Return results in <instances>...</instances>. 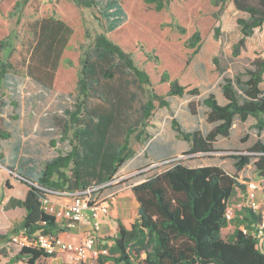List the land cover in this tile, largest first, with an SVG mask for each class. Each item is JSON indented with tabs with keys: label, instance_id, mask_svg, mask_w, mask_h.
I'll use <instances>...</instances> for the list:
<instances>
[{
	"label": "trees",
	"instance_id": "obj_1",
	"mask_svg": "<svg viewBox=\"0 0 264 264\" xmlns=\"http://www.w3.org/2000/svg\"><path fill=\"white\" fill-rule=\"evenodd\" d=\"M230 1L237 15L243 16L236 21L242 36L233 47L237 57L247 39L264 28V0ZM75 2L85 7L96 4L94 0ZM25 31L27 37L19 58L10 57L6 63L0 60V106L8 69L25 73L28 78L51 88L74 34L69 25L55 17L28 22ZM219 36L218 29L215 37ZM3 47L0 43V49ZM190 48L193 56L200 52L199 34L193 35ZM81 64L82 100L76 111L69 113L74 128L70 152L46 162L36 181L22 174H19L21 179L6 176L0 171V206L23 211L21 217L9 220L0 240L26 238L31 245H24L16 257V260L26 258V264H39L40 259L50 258L32 245L38 232L57 234L66 230L44 210L45 202L61 207H70L78 199L88 200L90 205L98 202L119 170L134 157L129 139L136 135L140 140L145 134L139 130L149 126L156 103L168 107L167 98L200 95L195 83L185 85L178 79L170 80L165 73L162 82L170 85L167 98L150 91L147 101L134 109L137 96L129 91L130 83L151 87V78L136 66L130 53L104 34L96 37ZM214 65L217 74L222 73L218 58L214 59ZM118 72L131 75L133 81L111 86ZM220 87L226 104L221 105L213 93L202 101L208 109L207 123L214 125L210 132H185L173 122L177 136L190 144L185 154L215 152V142L219 138H230L236 119L246 122L255 118L258 136L264 131V57L251 60L250 66L236 79L224 78ZM91 99L99 103L92 104ZM197 106L190 104L193 114H197ZM131 111H135V118H131ZM11 138L12 133L0 123V146ZM245 152L247 154L231 157L237 172L253 165L257 177L264 179V143L259 139ZM0 164L4 165L1 160ZM169 165L168 169L132 188L139 204V220L131 229L118 222L117 235L109 247L110 256L103 257L101 264H264V252L258 248L257 241L241 231V227L252 229L260 217L242 208L234 212L230 222L226 219L229 204L238 189H246L239 182V175L215 165L193 168L179 159ZM9 169L15 172L14 168ZM229 225L235 226L234 232L224 238L222 232Z\"/></svg>",
	"mask_w": 264,
	"mask_h": 264
},
{
	"label": "rangeland",
	"instance_id": "obj_2",
	"mask_svg": "<svg viewBox=\"0 0 264 264\" xmlns=\"http://www.w3.org/2000/svg\"><path fill=\"white\" fill-rule=\"evenodd\" d=\"M94 1L95 6L85 7L75 0H0V43L4 45L0 49L1 62L6 63L10 57L19 58L27 37L25 25L28 22L55 17L74 30L51 88L28 78L25 73L7 70L1 91L0 123L11 131L12 138L0 146V160L4 163L0 164V171L18 179L21 176L16 171L12 172L10 167L19 172L32 167L33 172L39 174L46 162L70 152L74 128L69 113L76 111L82 100L79 90L81 61L101 34L130 53L136 66L151 78V87L130 83L129 91L137 96L134 109L147 101L150 91L167 98L170 85L162 82L165 73L170 80L178 79L185 85L195 83L200 95L167 98L168 107H160L156 103L149 126L139 130L145 134L140 140L136 135L129 139L134 156L141 158L148 142L155 137L146 148L149 162L155 165L129 174L122 168L100 200L133 199L134 186L168 169L175 159L191 167L220 164L226 170L236 171L232 155L247 154L245 151L262 139L252 124L255 119L247 122L238 120L230 138L221 141L215 152L209 155L185 154L190 150V144L177 136L173 122H177L185 132L208 131L203 99L210 93L220 97L224 78L236 79L250 66L251 60L264 57V28L256 30L253 37L247 39L245 48L236 57L233 47L242 37L236 21L243 16L237 15L230 0ZM218 29L220 36L216 38ZM195 34L201 37L202 48L193 56L190 41ZM215 58H218L222 73L217 74ZM125 81H133V77L118 72L111 86L116 87ZM94 99L90 102L98 104L99 100ZM191 103L198 105L197 114L192 113ZM130 113L131 118H135V111ZM223 145L228 150H219ZM156 153L176 154L173 158L155 161ZM253 169L254 166L250 165L241 172L251 177L248 181H260L264 186V181L254 174ZM244 199L245 191L239 188L234 202ZM126 203L123 201L120 207L125 209L129 222L134 224L139 220L137 208ZM21 214L20 209L9 210L4 205L0 206V235L4 234L9 220L19 218ZM233 231L234 227L225 229L223 236L227 238ZM26 242L28 240L21 236L10 241L0 240V264H26V258L16 260ZM38 263L60 264V261L42 258Z\"/></svg>",
	"mask_w": 264,
	"mask_h": 264
},
{
	"label": "built area",
	"instance_id": "obj_3",
	"mask_svg": "<svg viewBox=\"0 0 264 264\" xmlns=\"http://www.w3.org/2000/svg\"><path fill=\"white\" fill-rule=\"evenodd\" d=\"M245 187V201L242 208L250 209L260 219L252 229L241 227V231L245 236L256 240L258 248L262 251L264 250V186L259 181L250 180L245 183ZM44 210L55 217L58 223H62L68 231L77 229L85 221H89L91 229L78 241L66 240L61 235L38 232L35 242L32 243L34 247L42 250L50 258L68 256V264H101L100 260L103 257L110 256L109 248L99 246L102 218L109 213V206L103 204L101 200L90 205L88 200L78 199L70 207L45 202ZM233 215L234 212L229 207L226 212L228 222L232 220ZM24 245L30 246L31 243L28 241L23 243Z\"/></svg>",
	"mask_w": 264,
	"mask_h": 264
},
{
	"label": "crops",
	"instance_id": "obj_4",
	"mask_svg": "<svg viewBox=\"0 0 264 264\" xmlns=\"http://www.w3.org/2000/svg\"><path fill=\"white\" fill-rule=\"evenodd\" d=\"M222 91V90H221ZM187 97H190V96H187ZM217 97V100L218 102L221 104V105H224L227 103L226 99L224 98L222 92H221V96ZM192 98V97H190ZM204 107V106H203ZM207 111L208 109L205 108V114H207ZM251 119H255V118H249L247 121L251 120ZM239 119H236L235 120V123H234V126L232 128V133L234 131V127H235V124L236 122L238 121ZM152 121V120H151ZM246 121V122H247ZM257 123V119H255V123L253 122V126H255ZM209 125V129L206 133L204 134H207L208 132H210L214 125L212 124H208ZM10 131V130H9ZM11 132V131H10ZM155 138V137H154ZM152 138L150 140V142H148V145L145 147L144 151H143V155L144 157H141L140 156H134V158L128 160L126 162V164L122 167L124 172H126V174H129V173H134L135 171L137 170H143V169H146V168H149L151 167L152 165H155V164H152L150 163L149 161V158H148V150H146V148L151 144V142L153 141ZM261 141L264 143V131L262 132L261 134ZM229 138H219L215 144H214V148H216V146L218 144H220L221 141H225ZM219 147V146H218ZM146 150V151H145ZM219 150H228L227 147L225 145L221 146L219 148ZM18 151V150H17ZM157 156H155V161H164L165 159H169V158H173L175 157V154L176 153H171V154H159V153H156ZM142 155V156H143ZM20 158H22V154L20 153ZM31 158V157H30ZM32 159V158H31ZM31 159H27L28 162H31L32 160ZM206 166H212V165H206ZM215 166H219V167H222V165L220 164H215ZM191 167V166H190ZM198 167H203V166H196V167H193V168H198ZM121 168V169H122ZM224 168V167H222ZM120 169V170H121ZM225 169V168H224ZM226 170V169H225ZM254 170V174L256 175L255 173V169ZM17 174H22L24 175L26 178L30 179L31 181H36L37 178L39 177L40 175V172L39 174H36L33 172V169L32 167H29L28 169H26L25 171L23 172H19L17 169L15 170ZM229 173L231 174H236L238 173L237 170L234 171V170H227ZM244 172H240L238 173L239 175V182L241 184H244L246 181H248L251 177H249L248 175H245L244 176ZM246 177V178H245ZM21 179V178H20ZM261 181H264V179H261ZM260 182V181H259ZM132 196H133V193H132ZM103 204H106L109 206V213L106 217H103L102 218V228H101V232H100V242H99V246L101 248H109L113 245L114 243V239L117 235V231H118V222H121L127 229H131V226L132 224L129 222V218L126 217V212H125V209H123L122 207V204H123V201H127V203H131L132 205L136 206L137 208V212L139 210V204L138 202L136 201L135 197L133 196V199L131 198H128V197H124V198H121L120 200H118L117 198H114L113 200L111 201H107V202H104L103 200H101ZM235 201V198H233L229 204V207L232 209V212H238L242 209V206L243 204H241L242 202L244 203V201ZM126 203V204H127ZM121 208V209H120ZM21 210V209H20ZM22 211V210H21ZM22 214H23V211H22ZM21 214V216H22ZM20 216V217H21ZM108 217H110V219H108ZM138 217H139V214H138ZM106 219L108 221H106ZM59 227L60 228H64V225L62 223H58ZM129 225V226H128ZM235 229V226L233 225H229L226 229H230V228H233ZM91 229V225L89 223V221H85L82 225H80L77 229H74V230H70L68 231L67 229L64 231V232H60V233H57L56 235H61L63 238H65L66 240H70V241H78L80 239H82L85 234L90 231ZM225 231V229L223 230V232ZM222 232V234H223ZM234 232V231H233ZM232 232V233H233ZM232 233L228 234L227 237H230L232 235ZM224 237V236H223ZM225 238V237H224ZM264 252V250H262ZM46 260L47 259H51L52 262L55 261V260H59L60 261V264H68V260H69V257L68 256H59V257H56V258H45Z\"/></svg>",
	"mask_w": 264,
	"mask_h": 264
},
{
	"label": "water",
	"instance_id": "obj_5",
	"mask_svg": "<svg viewBox=\"0 0 264 264\" xmlns=\"http://www.w3.org/2000/svg\"><path fill=\"white\" fill-rule=\"evenodd\" d=\"M22 178V177H21Z\"/></svg>",
	"mask_w": 264,
	"mask_h": 264
}]
</instances>
